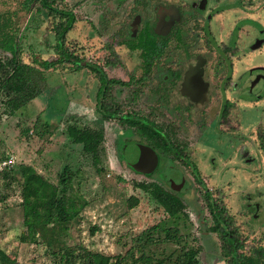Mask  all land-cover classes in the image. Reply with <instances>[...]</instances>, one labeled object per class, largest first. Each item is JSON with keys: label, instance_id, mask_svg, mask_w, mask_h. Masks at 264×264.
Segmentation results:
<instances>
[{"label": "rangeland", "instance_id": "1", "mask_svg": "<svg viewBox=\"0 0 264 264\" xmlns=\"http://www.w3.org/2000/svg\"><path fill=\"white\" fill-rule=\"evenodd\" d=\"M149 1L151 5L166 2L182 5L185 10H179V16L182 11L202 16L206 13V0ZM208 1L209 7L213 8L223 0ZM247 1H244L245 6ZM21 2L0 0V13L14 14L11 18L22 34L18 37L20 59L38 68V62L57 58L51 49L54 44L53 20L50 16L38 14L34 4L30 5L33 8L29 11H21ZM57 6L71 10L77 19L65 36V47L83 60L81 68L62 63L43 71L42 93L11 117L2 115L0 107V159L11 162L5 168L30 166L52 185L58 184L62 169L69 168L75 177L69 184L68 197L75 200L77 206L84 201L85 206L65 228L26 230L21 223L20 180L12 169L7 177L0 173V264H51L48 249L74 245L109 256L131 248V256L135 259L139 256L135 249L139 244L136 238L141 233L145 235L140 243L149 240L148 236L154 240L143 247L145 256L154 260L169 256L172 262L174 256L184 249H197V264H226L215 235L206 232L211 218L201 200L204 190L224 204L245 249L257 245L264 247V99L256 105H237L231 112L237 120L227 129L225 125L219 127L217 97H211L197 117L204 130L191 122L179 125L173 118L167 121L163 117L153 119L156 127L162 130L169 126L176 130L174 134H168L169 141L182 147L185 159L199 173L201 187L193 181L190 165L185 166L170 155L155 153L134 129L118 125L114 120L102 121L95 111L96 77L84 67L85 63L99 64L108 76L123 82L130 73L138 72V54L120 43L121 34L131 30V33L136 32L139 20L141 23L151 9L143 10L133 5V0H59ZM31 17L33 21L28 24ZM201 19L183 23L188 31L187 40L194 42L191 45L189 42L190 47L185 51L205 56L204 69L211 73L220 67V61L206 42ZM134 22L137 25L130 29L129 24ZM220 23H216L217 30L221 29ZM222 39L217 36L216 44ZM174 43L169 42L171 52L176 51ZM4 55L0 52V56ZM104 58L105 61L114 58L117 65L105 64ZM232 60L233 80L239 75L237 71L246 73L255 64H258L259 71L251 70L245 80H252L256 73L264 79V55L257 58L254 54H246L243 59ZM120 92L113 96L117 103L124 98V93L119 96ZM147 104L151 101L148 100ZM138 107L135 103L131 109ZM147 108L149 110L150 106ZM146 110L143 112L147 113ZM155 114H161L157 107ZM68 124L102 131L103 141L93 157L82 155L80 145L69 143L65 135ZM224 132L226 134L218 136ZM122 139L133 144L142 142L155 153L153 173L134 170L131 165L139 159L138 151ZM143 160L146 165L151 164L148 157ZM180 182L183 185L177 192L171 189ZM148 183H155L178 196L184 204L186 217L168 219L137 187ZM129 198L130 202L127 201ZM132 199L137 202L130 207ZM91 227L93 231H90ZM170 229L175 233L166 239ZM147 231L150 232L148 235ZM21 235L26 237L25 242L20 240ZM30 237L36 242L30 241ZM131 261L129 258L127 264H134Z\"/></svg>", "mask_w": 264, "mask_h": 264}, {"label": "trees", "instance_id": "2", "mask_svg": "<svg viewBox=\"0 0 264 264\" xmlns=\"http://www.w3.org/2000/svg\"><path fill=\"white\" fill-rule=\"evenodd\" d=\"M148 1L133 0V4L139 5L143 9L145 6H148ZM58 2L59 0H22L20 3L21 11H29V9L36 7L35 10L38 14L50 16L53 20L51 33L54 44L51 46V49L57 58L52 61L38 62V68L25 64L20 59V38L18 37L22 36V34L20 35L21 31H19V28L11 18L14 17V14L0 13V52L6 54L0 56V107L1 114L6 117H11L19 110L27 107L42 93L45 83L42 76L43 71L52 69L62 63H71L76 69L81 68L83 60L71 54L65 47V36L72 29L77 19L71 10L64 7L59 8L57 6ZM32 4H34L33 7H30ZM161 9L169 17V21L173 23H171L173 26L171 31L166 34L167 36H156L157 34L154 33L150 19L148 21L144 20L136 32L131 33L133 32L131 30L130 33L121 34L120 43L129 51L139 52V68L142 69V75H146L150 71L153 63L158 61L162 52L170 51L168 50L170 40L175 42L173 49L176 50L178 48L186 50L190 42L187 40V28L183 26L186 20L182 16L183 12L182 14L179 13V16V11L172 6L164 9L161 7ZM32 21L33 18L31 17L28 20V24ZM130 26V29L135 28L134 23H130ZM116 65L117 61L113 58L109 62V66ZM84 67L100 83L98 96L100 93H103L100 103V109L105 113L103 119L112 118L111 115H107L109 108L106 109L107 102L113 98H107L108 85H120L121 83L117 80H105L95 63H85ZM118 123L134 129L139 136L147 141V144L151 145L155 153L170 155L173 159L180 160L183 165H190L185 159L184 152L178 149L176 144L170 142L166 135L162 136L160 130L148 123V121L128 118L120 119ZM65 135L70 144L80 145L82 155L89 157H93L96 154L103 141L101 130L78 127L75 124H68L66 126ZM2 160L0 159V162ZM190 166L193 181L203 187L195 166L193 164ZM11 169L3 168L0 173H2L3 177H7ZM12 170H14L18 180H20L21 223L26 230L45 227H51L52 229L56 227L65 228L67 224L78 216L85 206L84 201L80 202L77 206L75 200L68 197L69 184L74 179L75 173H71L67 167H64L61 174H59L57 185L47 182L30 166H17L15 168L14 165ZM151 173L153 171L147 174ZM182 182L179 183L180 186L177 185L175 187L174 185L171 189L177 192L182 187ZM137 187L148 195V198L162 210L168 219L173 220L181 216L186 217L184 204L175 194L164 190L155 183L140 184ZM130 200L129 198L127 201L130 202ZM201 200L204 202L211 218V225L206 229V232L215 235L219 243L220 254L226 259V264H264V248L254 246L245 249L244 242L237 235L232 217L226 213L224 204L212 197L206 190L203 191ZM136 202V199H132L129 206L135 205ZM90 231H93V227L90 228ZM149 233V231L146 232L147 235ZM173 233H175L174 229L167 230L165 238L169 239L170 234ZM143 235L145 234L141 233L136 238L139 244H137L135 249L139 252V256L135 259L131 256V248L115 256L88 250L80 245L63 246L56 250L48 249L47 251L51 258V264H127L129 258L132 259L131 262L134 264H197V249H184L181 253L174 256V261L172 262L169 256L161 260H154L151 256H145L143 247L150 242L153 243L154 240L148 236L149 240L140 243ZM29 239L32 242H36L32 237ZM20 240L25 242L26 237L21 235Z\"/></svg>", "mask_w": 264, "mask_h": 264}, {"label": "flooded vegetation", "instance_id": "3", "mask_svg": "<svg viewBox=\"0 0 264 264\" xmlns=\"http://www.w3.org/2000/svg\"><path fill=\"white\" fill-rule=\"evenodd\" d=\"M244 1L232 0L229 2L225 0L224 2L223 0L212 8L209 7V1L206 0V13L203 16L197 13L189 14L187 11H182L183 18H186L188 21H198L202 18L201 29L206 37V42L215 50L214 52L220 61V67L215 68V71L213 70L211 73L204 69L207 62L206 57L193 52L191 53L189 50L162 52L158 61L153 63L152 68L146 75H142V69L137 68L136 70L138 72L135 74L133 72L130 73L125 82L108 76V73L97 64L96 67L101 71L105 80H117L121 83L120 85H108L107 98H112L118 91H121L119 96L124 93V98L121 103H117L113 98L107 102L106 109L109 108L107 115H111L112 118L103 119L105 113L100 109L103 93H100L98 96L100 83L96 78L94 107L100 120H114L120 125L118 123L120 119L132 118L134 120L148 121V123L156 127L157 124L154 123L153 119L163 117L165 121L173 118L179 122V125L183 122H191L200 128L203 125L200 124V118H197L199 113L208 104L211 97H217V111L221 122L219 127L224 125L226 129L232 127L233 122L237 119L232 117L231 112L236 110L237 105L243 106L244 103H253L256 105L264 99V79H261L260 75L256 73L252 80H245V78H248L249 73L252 72L251 70L254 71L255 69L256 72L259 71L258 64L248 68L246 73L237 71L239 75L235 80L232 79L231 75L232 69L234 68L233 58L243 59L246 54H254L257 58L264 55V53L261 54V50L264 51V12L260 14V10L264 11V0H249L246 2V6L244 5ZM136 6L140 7L139 5ZM170 6L174 7L177 11L185 10L182 5L176 6L169 2L151 5L150 1H148V6H145L143 10L148 11L150 8V14H152L146 15L147 17L142 22L150 19L154 30L160 18L162 20L161 23H170V32L173 23L169 21V17L161 9V7L164 9ZM185 14L188 15L186 16ZM217 21H221L219 25L220 30H217ZM142 22L140 23L139 20L138 26ZM134 24L137 25L136 22ZM156 36L164 37L167 35ZM217 36L223 38L219 44H216L217 40L215 39ZM189 41L190 45L194 43L191 39ZM190 45L188 46L190 47ZM133 52H136L139 56L138 51ZM109 62L110 60L105 61V64H109ZM218 75L219 78L217 77L216 79ZM228 90H232V92L228 93ZM148 100L151 101V104H147ZM135 103L139 107L131 109V106ZM148 105L150 106L149 110L147 108ZM155 107L161 113L159 116L155 114ZM145 109H147V113L143 112ZM124 126L128 127L126 125ZM170 128L169 126L167 130H162L161 127H157L161 135H166L168 139V134H174L176 132V130ZM202 128V130L205 129V127ZM223 134H226V132L218 134V136ZM206 135L208 137V134ZM122 141H128V139H122ZM133 143L132 141H128V144L134 145ZM138 143L140 142L136 141L135 145ZM141 144L144 145L142 142ZM123 146L125 150V145ZM177 147L183 151L182 147Z\"/></svg>", "mask_w": 264, "mask_h": 264}, {"label": "water", "instance_id": "4", "mask_svg": "<svg viewBox=\"0 0 264 264\" xmlns=\"http://www.w3.org/2000/svg\"><path fill=\"white\" fill-rule=\"evenodd\" d=\"M161 19L159 18L157 21V24L154 27V33L157 35H166L169 32V28H170V23L169 22H163L161 23ZM139 154V159L132 163V167L134 168L135 171L137 172H143V173H150L153 171L154 168V164H155V153L149 149L147 146L143 145V144H134L133 145ZM144 157L145 158H149V160H151V164L150 165H146L144 163Z\"/></svg>", "mask_w": 264, "mask_h": 264}, {"label": "built area", "instance_id": "5", "mask_svg": "<svg viewBox=\"0 0 264 264\" xmlns=\"http://www.w3.org/2000/svg\"><path fill=\"white\" fill-rule=\"evenodd\" d=\"M11 165V162L8 160H3V161H1L0 162V171L3 169V168H5V167H9L10 165ZM7 165H9V166H7Z\"/></svg>", "mask_w": 264, "mask_h": 264}]
</instances>
